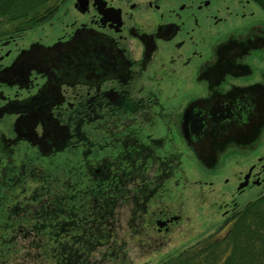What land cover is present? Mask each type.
I'll list each match as a JSON object with an SVG mask.
<instances>
[{"label": "flooded vegetation", "instance_id": "obj_1", "mask_svg": "<svg viewBox=\"0 0 264 264\" xmlns=\"http://www.w3.org/2000/svg\"><path fill=\"white\" fill-rule=\"evenodd\" d=\"M82 1L60 33L40 27L48 14L0 32V247L100 248L122 208L131 234L165 236L181 222L163 197L185 155L207 176L221 159L240 167L222 179L223 215L242 194L263 195L264 11L250 0ZM80 30L102 49H53Z\"/></svg>", "mask_w": 264, "mask_h": 264}, {"label": "rangeland", "instance_id": "obj_2", "mask_svg": "<svg viewBox=\"0 0 264 264\" xmlns=\"http://www.w3.org/2000/svg\"><path fill=\"white\" fill-rule=\"evenodd\" d=\"M73 1L65 0L58 5L52 16L50 13L45 22L42 20L43 23L40 24V27L48 30V25L54 26L60 33L64 29V23L80 20L81 17L71 8ZM49 6L51 5L49 4ZM3 31H7V28L0 27V32ZM35 32L37 30H34L32 35ZM220 163L222 165L219 164L216 173L207 176L190 157L185 155L183 163L179 167L176 166L170 173L169 182L166 184L169 191L166 198L163 197V200H167L169 205L174 208V212L179 210L181 222L177 227L165 236L151 231L146 235H133L130 232L131 228L125 225L129 219L128 213H124L127 208H122L121 229H118L116 234L107 233L100 236V240L103 239L105 245L93 248L89 259L84 264H159L209 234H223L224 226L222 227L221 224L231 213L223 215V207H218L219 204L226 201L229 193L226 192L228 190H223L222 179L229 176L230 169L236 171L240 167L234 160L221 159ZM231 164L232 166L229 167ZM197 179L205 182L210 180L212 183L209 186L205 183L199 187L196 183ZM222 191H224L223 195ZM255 196L256 194H242L237 197L235 209L254 199ZM16 242L15 246L10 242L8 250L4 245L0 247V264H54L61 259L59 256V259L53 260L51 253L46 256L41 254L43 250L50 252L49 247L46 248L47 245L39 251H34L21 248L25 241L17 240ZM37 253H39L38 256Z\"/></svg>", "mask_w": 264, "mask_h": 264}, {"label": "trees", "instance_id": "obj_3", "mask_svg": "<svg viewBox=\"0 0 264 264\" xmlns=\"http://www.w3.org/2000/svg\"><path fill=\"white\" fill-rule=\"evenodd\" d=\"M64 1L0 0V27L32 25ZM250 1L264 11V0ZM221 226L223 234H209L159 264H264V194L234 209ZM45 245L50 252L43 250L41 254L51 253L53 260L61 256L54 264H84L93 251L53 250L50 242Z\"/></svg>", "mask_w": 264, "mask_h": 264}, {"label": "water", "instance_id": "obj_4", "mask_svg": "<svg viewBox=\"0 0 264 264\" xmlns=\"http://www.w3.org/2000/svg\"><path fill=\"white\" fill-rule=\"evenodd\" d=\"M78 0H76L77 2ZM80 3H82V0H79ZM101 43L102 40L96 37L92 33H88L85 31H75L71 39L67 42H65L62 45H57L53 49L57 50H63L68 52H73L74 54L76 52H86V53H94L98 50H101ZM199 159L202 160V162H205L210 160L211 156H203L199 155ZM209 165V164H207Z\"/></svg>", "mask_w": 264, "mask_h": 264}]
</instances>
